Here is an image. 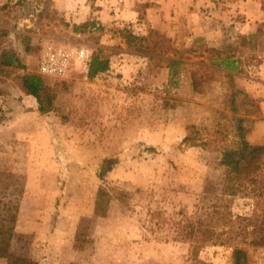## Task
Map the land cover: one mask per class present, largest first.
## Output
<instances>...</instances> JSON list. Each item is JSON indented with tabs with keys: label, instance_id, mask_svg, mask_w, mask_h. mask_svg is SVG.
Returning <instances> with one entry per match:
<instances>
[{
	"label": "rangeland",
	"instance_id": "obj_1",
	"mask_svg": "<svg viewBox=\"0 0 264 264\" xmlns=\"http://www.w3.org/2000/svg\"><path fill=\"white\" fill-rule=\"evenodd\" d=\"M6 3L0 0V27L12 33L9 42L22 33L37 48L27 56L28 71L40 74L47 44L91 53L87 67L73 61L65 76H43L55 94L47 116L13 77L0 76V192L5 196L9 178L25 186L12 253L38 264H193L191 244L151 222L149 211L174 219L182 211L210 226L209 201L225 173L220 158L236 146L239 119L246 139L264 145V138H248L264 121V26L252 35L239 26L251 14L233 12L229 37L217 48L193 40L169 15L172 24L158 11L159 23L151 24L146 3L136 2V21L113 27L78 22L77 5L69 14L50 0H30L37 9L24 17L23 7L3 10ZM125 31L147 37L143 50L128 47ZM98 49L110 57V70L90 80ZM103 167L110 170L101 179ZM100 187L110 195L105 215L95 211ZM232 211L250 215L252 201L238 198ZM199 258L234 264L228 247L208 245ZM248 259L264 264V244L249 247Z\"/></svg>",
	"mask_w": 264,
	"mask_h": 264
},
{
	"label": "trees",
	"instance_id": "obj_2",
	"mask_svg": "<svg viewBox=\"0 0 264 264\" xmlns=\"http://www.w3.org/2000/svg\"><path fill=\"white\" fill-rule=\"evenodd\" d=\"M10 4L17 12L23 7L24 17L37 9L31 7L30 0H7L1 8L6 10ZM92 26H95V23ZM11 34L8 29L0 27V76L13 77L26 95L36 99L35 110L41 116H47L55 111L54 89L46 82L44 75L28 71L27 56L35 54L37 48L32 43V37L22 33L13 34L15 43L12 45L9 42ZM124 39L130 49L138 46L137 50H143L141 43L145 42L147 37L125 31ZM104 51L98 49L91 58L87 75L90 80L110 70V57L105 55ZM227 68L234 70L233 61L227 63ZM3 93V89H0V100ZM5 120L0 103V122ZM236 131V146L225 149L220 158L225 173L209 201L212 210L210 226H200L197 219L188 218L182 211L178 213L180 219L165 216L161 211H149L151 222L161 229H174L178 233L175 240L191 244L193 264H205L199 255L208 245L228 247L232 250L234 264H248V248L264 244V145H252L246 139L243 119H239ZM109 170L108 167H103L101 179H104ZM12 181L11 178L8 179L5 196L2 189L0 192V261L11 260L10 264H38L33 259L14 255L11 251L25 188L23 183L16 185L19 183ZM238 198L252 201L250 215H234L232 207ZM109 201V193L100 187L95 201L96 213L105 215Z\"/></svg>",
	"mask_w": 264,
	"mask_h": 264
},
{
	"label": "crops",
	"instance_id": "obj_3",
	"mask_svg": "<svg viewBox=\"0 0 264 264\" xmlns=\"http://www.w3.org/2000/svg\"><path fill=\"white\" fill-rule=\"evenodd\" d=\"M50 1L59 12L69 13L77 5L76 0ZM82 2L77 5L81 10V19L78 22L92 20L93 23H99L103 27H113L118 20L124 22L123 24L133 23L138 18L136 2L146 3L150 5L147 9V17L151 24H157L163 18L166 22V19L169 20V15L177 28L183 29L187 34L190 33L193 40H203L217 48L229 37L224 30L227 24L232 23L233 12H243L246 16L253 15L239 24L243 30L250 28L252 35L257 33L260 26H264V6L261 0H85ZM171 22L169 20V24L173 23ZM262 58L260 69L264 74V49ZM261 109L264 113V101L261 102ZM263 124L264 121L259 122L249 130L248 138L251 142L258 137L261 140L264 138V132H260V129L264 127Z\"/></svg>",
	"mask_w": 264,
	"mask_h": 264
},
{
	"label": "built area",
	"instance_id": "obj_4",
	"mask_svg": "<svg viewBox=\"0 0 264 264\" xmlns=\"http://www.w3.org/2000/svg\"><path fill=\"white\" fill-rule=\"evenodd\" d=\"M90 56L91 53L86 48H57L52 44H47L40 57L39 72L48 76H65L70 70L73 61H77L87 67Z\"/></svg>",
	"mask_w": 264,
	"mask_h": 264
}]
</instances>
